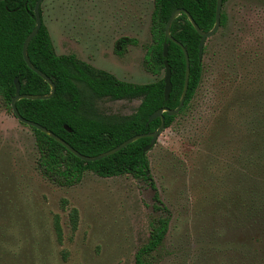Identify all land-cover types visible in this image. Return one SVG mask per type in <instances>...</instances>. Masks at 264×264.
<instances>
[{
    "label": "rangeland",
    "instance_id": "rangeland-1",
    "mask_svg": "<svg viewBox=\"0 0 264 264\" xmlns=\"http://www.w3.org/2000/svg\"><path fill=\"white\" fill-rule=\"evenodd\" d=\"M40 10L56 54L132 83L157 77L143 67L152 0H42ZM221 11L198 88L145 152L153 187L129 174L85 171L71 185L43 175L31 130L0 97V264H133L159 217L167 230L149 264H264V0ZM120 37L135 43L119 54ZM138 102L93 105L125 115Z\"/></svg>",
    "mask_w": 264,
    "mask_h": 264
},
{
    "label": "trees",
    "instance_id": "trees-1",
    "mask_svg": "<svg viewBox=\"0 0 264 264\" xmlns=\"http://www.w3.org/2000/svg\"><path fill=\"white\" fill-rule=\"evenodd\" d=\"M225 0H222V4ZM35 0H0V97L7 109L14 93L13 78L19 82V93L45 95L50 87L40 76L29 69L21 55V44L34 26L32 12ZM215 0H152L149 20L150 43L143 56L144 69L157 77L146 83H131L117 79L112 74L95 69L78 60L73 54H56L48 31L41 19L36 34L26 47L30 63L44 73L54 85V93L46 99L21 98L14 102L24 119L36 122L51 131L73 149L85 156L100 154L128 137L153 131L159 123L155 118L146 123L149 114L160 107H176L184 77V57L181 47L164 38L166 20L173 9L185 10L198 28L207 31L214 22ZM224 22L220 11L219 26ZM169 34L177 40L188 55L187 88L181 108L175 115L163 112L164 128L182 112L201 80L202 63L197 58L199 35L184 12H178L168 27ZM134 44V39H127ZM166 43V56L162 45ZM170 70V91L163 98V60ZM162 73V75H161ZM108 97L111 100L138 98L130 114H99L93 101ZM27 126V125H26ZM34 137L37 164L42 174L54 178L62 185L78 182L85 171L100 177L129 174L147 181L153 187L149 166L143 148L149 137L138 138L118 151L93 161H83L52 137L27 126ZM69 129V130H68ZM154 197L157 198L156 193ZM76 209L68 211L70 229L76 225ZM168 220L159 217L152 224L148 238L134 253L133 264H149L148 255L161 243ZM59 232V227L55 226Z\"/></svg>",
    "mask_w": 264,
    "mask_h": 264
},
{
    "label": "water",
    "instance_id": "water-1",
    "mask_svg": "<svg viewBox=\"0 0 264 264\" xmlns=\"http://www.w3.org/2000/svg\"><path fill=\"white\" fill-rule=\"evenodd\" d=\"M41 1L42 0H35V2L33 4L32 12H33V16H34V26L26 34V36L24 37V39L22 41L21 55H22L23 61L25 62L26 66L29 69H31L34 73H36L38 76H40L46 83H48V85L50 87V92L48 94H45V95L19 93V82H18L17 78L14 77L13 78L14 93H13V96L11 97V99L9 101L10 111H11L13 117L18 122H20L24 125L34 127L36 129H38L39 131L46 133L47 135L52 137L54 140L59 142L70 153H72L74 156H76L77 158H79L83 161H93V160H97L99 158L105 157L107 155H110V154L118 151L123 146L127 145L128 143H130V142H132L138 138H141V137H149V142L143 148V151L146 152L149 149V147L156 141V138L159 135V133L164 129L163 112H165V114L168 116L175 115L182 106L184 96H185V92H186V88H187L188 55H187L185 48L169 34V32H168L169 24L178 12L181 11V12L185 13L188 21L190 22V24L192 25V27L194 28L196 33L199 35V40H198V44H197V57H198V59H200L201 53H202V47H203V43H204L205 39L207 37L213 35L215 33L216 29L219 27V17H220L222 0H215L214 22H213V25L211 26V28L207 31L200 30L198 28V26L195 24V22L192 20L190 15L185 10H183L181 8H176L170 12V14L166 20L165 27H164V38L174 42L177 45H179L181 47V50L183 52V57H184L183 84H182L180 97H179V100H178L176 107L173 109H169L166 107L157 108L151 114H149L147 119H146V123H148L149 121H151L152 119H155V118L159 119V124L153 131L147 132V133H140V134L132 135V136L128 137L127 139H125L124 141H122L121 143H119L118 145H116V146H114V147H112V148H110V149H108V150H106L100 154H97L95 156H85V155L80 154L75 149H73L67 142H65L63 139H61L60 137H58L57 135H55L51 131L47 130L45 127L41 126L40 124H38L36 122L30 121V120H27V119H24L23 117H21L19 115V113L17 112V109L15 107L14 102L18 99H21V98H25V99H46V98H49L54 93V85H53L52 81L44 73H42L41 71L36 69L30 63V61L28 60V58L26 56V47H27L29 41L31 40V38L36 34V32L39 29L40 24H41V19H40L39 12H38ZM166 51H167L166 43L164 42L162 45L163 57L166 56ZM163 67H164L163 77H162V80H163V98H164V100H166L168 97L169 91H170V70H169L168 64H167L165 59L163 60Z\"/></svg>",
    "mask_w": 264,
    "mask_h": 264
},
{
    "label": "flooded vegetation",
    "instance_id": "flooded-vegetation-1",
    "mask_svg": "<svg viewBox=\"0 0 264 264\" xmlns=\"http://www.w3.org/2000/svg\"><path fill=\"white\" fill-rule=\"evenodd\" d=\"M221 6H222V4H221ZM221 11V10H220ZM40 16V15H39ZM217 30V29H216ZM127 39H131V38H127V37H120L119 39H117V41H116V52L117 53H121V50L123 49V47H124V45L126 44V43H129V42H127ZM129 44H131V43H129ZM204 44V43H203ZM203 48V47H202ZM65 55V54H64ZM67 55V54H66ZM201 55H202V53H201ZM144 56V55H143ZM198 58V57H197ZM199 61L201 60V58L200 59H198ZM85 62V61H84ZM87 63V62H86ZM101 70H103V69H101ZM105 71V70H104ZM107 72V71H106ZM109 73V72H108ZM111 74V73H110ZM114 76V75H113ZM115 77V76H114ZM163 77V76H162ZM118 79V78H117ZM124 81V80H123ZM126 82H128V81H126ZM132 83V82H131ZM133 99V98H132ZM159 124V123H158Z\"/></svg>",
    "mask_w": 264,
    "mask_h": 264
}]
</instances>
